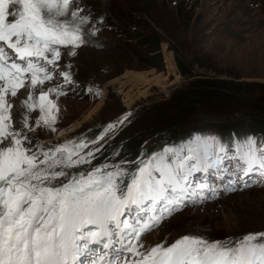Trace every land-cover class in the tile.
<instances>
[{"label":"snow or ice","instance_id":"obj_1","mask_svg":"<svg viewBox=\"0 0 264 264\" xmlns=\"http://www.w3.org/2000/svg\"><path fill=\"white\" fill-rule=\"evenodd\" d=\"M103 23L79 0H0V264H264V232L236 241L185 234L148 248L141 239L189 203L211 199L210 175L231 172L233 187L264 177V141L196 136L78 172L68 170L92 164L101 149L83 150L127 116L95 140L36 143L41 127L55 131L50 97L75 87L71 63L58 71L62 49L75 56ZM196 173L203 178L193 183Z\"/></svg>","mask_w":264,"mask_h":264},{"label":"rangeland","instance_id":"obj_2","mask_svg":"<svg viewBox=\"0 0 264 264\" xmlns=\"http://www.w3.org/2000/svg\"><path fill=\"white\" fill-rule=\"evenodd\" d=\"M79 3L89 9L93 21L102 17L104 23L91 43L76 49L75 56L64 55L62 49L58 71L71 63L75 87L58 98L50 97L58 108L55 131L41 127L35 133L36 143L51 148L73 140H95L106 125L127 116L98 144L83 150L100 148L95 158L104 154V160L94 161L86 170L106 159L131 158L137 151V157L151 154L183 134L220 137L241 128L243 136L264 141L257 132L264 125V93L254 86L240 84L237 91L225 92L232 98L216 93L202 100H173L210 77L264 84V0ZM127 73L141 79L136 88L120 89L116 79L124 82L121 77ZM57 82L58 78L52 83ZM137 90L144 96L127 108L125 93L133 96ZM194 176L196 181L203 178L201 173ZM231 177V172L222 180L210 175L215 195L189 203L161 221L142 236L144 247L167 246L185 234L236 241L248 233L264 232V177L246 176V184L234 187Z\"/></svg>","mask_w":264,"mask_h":264},{"label":"trees","instance_id":"obj_3","mask_svg":"<svg viewBox=\"0 0 264 264\" xmlns=\"http://www.w3.org/2000/svg\"><path fill=\"white\" fill-rule=\"evenodd\" d=\"M181 73L183 74L184 72H181ZM202 82H203V84L200 85V87L198 89H196L197 86H194L195 88H191L190 90L187 91V93L181 91L180 92L181 94H179V93L176 94L178 96V98L173 99V100H179V101H180V99L181 100L182 99L188 100L190 97H193V99H196V98L199 99L200 98L202 100L206 96L213 97V95L216 93H220L224 97L232 98L231 95H227L225 92L237 91V88L239 86H241L240 84H247L250 86H254L257 88L256 90H258L260 93H264V84H254V83H250V82L234 80L231 78H213V77H210V78L203 79ZM203 89H206V90L203 91ZM190 91H193V93L192 94L188 93ZM195 102H197V101L195 100ZM200 102L201 101L198 100L197 103H200ZM257 132H259L258 133L259 136H263L264 135V125H263V128H260L259 131H257ZM242 133H245V132H242L241 128H236V129H234V132H232L231 134H226L225 132L222 133L219 138H221L222 141H225V142H229V138H231V140L234 141V140H238L241 137H244ZM191 138H192V135H190V134L189 135H187V134L179 135L177 137H172L168 143H165V145H178L184 141H188ZM160 149H161V147H160ZM147 151H148V149H147ZM137 155H138V151L131 158L129 157L128 159H124V158H126V156H121L120 158L111 159L110 162H114L115 160L118 161L119 159H123V160L130 162V161H133L137 157ZM103 156H104V154L101 153V155H98V157L94 158L92 163H94V161L97 162L100 160H104ZM87 166L88 165L78 166L77 168H74L75 170H73L72 172H78L81 170H85V168ZM94 166H96V165H94ZM123 167L132 169L135 167V165L133 163H129V164L123 165ZM90 169H86V170H90Z\"/></svg>","mask_w":264,"mask_h":264},{"label":"bare ground","instance_id":"obj_4","mask_svg":"<svg viewBox=\"0 0 264 264\" xmlns=\"http://www.w3.org/2000/svg\"><path fill=\"white\" fill-rule=\"evenodd\" d=\"M79 2H80V0H79ZM170 67V66H169ZM172 70V69H171ZM133 75V74H132ZM142 77V76H141ZM144 77V76H143ZM122 79L121 80H125L124 82H121V81H119L118 79H116L117 81H118V83H119V85L121 86L120 87V89L122 88V86H129V89L128 90H130V88L131 87H135L136 88V86L137 85H139L140 84V82H141V79L140 78H137V77H135V76H131L130 74L128 75V73H127V75H123L122 77H121ZM145 78V77H144ZM115 80V81H116ZM114 82V81H113ZM144 82V81H143ZM143 84V83H142ZM134 88V89H135ZM139 91L137 90V92L136 93H138ZM136 93H134L133 94V96L132 95H130V93L127 91L126 93H125V106L128 108L136 99H138V96L139 97H143L144 96V92H140V93H138V94H136ZM124 102V101H123ZM101 103V100H100V102L98 103V104H100ZM98 106V105H97ZM211 178V177H210ZM215 180V179H214ZM219 183V182H218ZM222 184V183H221ZM215 186V185H214ZM218 190V189H217ZM215 195V194H214Z\"/></svg>","mask_w":264,"mask_h":264}]
</instances>
